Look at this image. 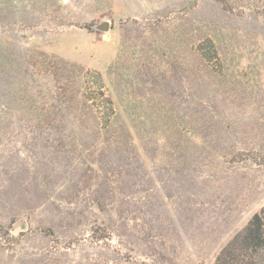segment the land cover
<instances>
[{
  "label": "rangeland",
  "instance_id": "obj_1",
  "mask_svg": "<svg viewBox=\"0 0 264 264\" xmlns=\"http://www.w3.org/2000/svg\"><path fill=\"white\" fill-rule=\"evenodd\" d=\"M262 155L264 0H0V264H214Z\"/></svg>",
  "mask_w": 264,
  "mask_h": 264
},
{
  "label": "trees",
  "instance_id": "obj_2",
  "mask_svg": "<svg viewBox=\"0 0 264 264\" xmlns=\"http://www.w3.org/2000/svg\"><path fill=\"white\" fill-rule=\"evenodd\" d=\"M208 44L209 47L206 48L200 46L201 56L210 63L215 61L220 64L213 41L209 40ZM84 83L85 100L98 111L101 125L109 128L115 114V104L105 90L101 74L87 72ZM261 157V165L264 167V155ZM5 229L9 233L11 227ZM214 264H264V207L221 249Z\"/></svg>",
  "mask_w": 264,
  "mask_h": 264
},
{
  "label": "water",
  "instance_id": "obj_3",
  "mask_svg": "<svg viewBox=\"0 0 264 264\" xmlns=\"http://www.w3.org/2000/svg\"><path fill=\"white\" fill-rule=\"evenodd\" d=\"M110 23L109 22H102L101 24L97 25L96 28L100 31L107 32L110 30Z\"/></svg>",
  "mask_w": 264,
  "mask_h": 264
}]
</instances>
